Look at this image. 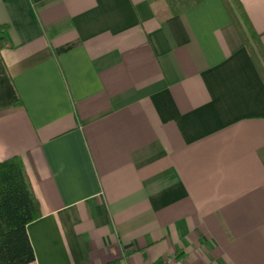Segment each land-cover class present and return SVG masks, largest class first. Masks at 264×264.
<instances>
[{
  "label": "crops",
  "instance_id": "obj_1",
  "mask_svg": "<svg viewBox=\"0 0 264 264\" xmlns=\"http://www.w3.org/2000/svg\"><path fill=\"white\" fill-rule=\"evenodd\" d=\"M197 1L0 0L29 264H264V81L222 1ZM239 1L264 48V0Z\"/></svg>",
  "mask_w": 264,
  "mask_h": 264
},
{
  "label": "trees",
  "instance_id": "obj_2",
  "mask_svg": "<svg viewBox=\"0 0 264 264\" xmlns=\"http://www.w3.org/2000/svg\"><path fill=\"white\" fill-rule=\"evenodd\" d=\"M199 1V0H198ZM197 1V2H198ZM264 81V48L239 0H221ZM173 12H178L172 6ZM6 26L0 25V50L9 47ZM41 215L19 156L0 161V264H29L35 255L27 225Z\"/></svg>",
  "mask_w": 264,
  "mask_h": 264
},
{
  "label": "built area",
  "instance_id": "obj_3",
  "mask_svg": "<svg viewBox=\"0 0 264 264\" xmlns=\"http://www.w3.org/2000/svg\"><path fill=\"white\" fill-rule=\"evenodd\" d=\"M165 264H181V261L175 257H169L166 259Z\"/></svg>",
  "mask_w": 264,
  "mask_h": 264
}]
</instances>
